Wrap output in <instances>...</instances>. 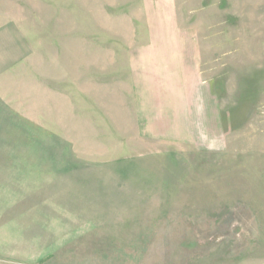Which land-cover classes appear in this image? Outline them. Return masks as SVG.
I'll return each mask as SVG.
<instances>
[{
	"label": "rangeland",
	"instance_id": "rangeland-1",
	"mask_svg": "<svg viewBox=\"0 0 264 264\" xmlns=\"http://www.w3.org/2000/svg\"><path fill=\"white\" fill-rule=\"evenodd\" d=\"M146 45L149 93L203 95L200 132H140ZM163 150L183 160H126ZM68 169L130 174L136 197L102 198L81 214L101 239L29 264H264V0H0V228Z\"/></svg>",
	"mask_w": 264,
	"mask_h": 264
},
{
	"label": "crops",
	"instance_id": "crops-1",
	"mask_svg": "<svg viewBox=\"0 0 264 264\" xmlns=\"http://www.w3.org/2000/svg\"><path fill=\"white\" fill-rule=\"evenodd\" d=\"M149 49L150 46L146 45L139 47L136 51L135 49L132 50L131 110L143 125L140 132L143 134L152 133L154 134L152 138L157 140L161 139V135L169 134L170 139L178 141H181L178 139L181 137L180 134L200 132L198 126L205 127L204 114L208 109V105L201 104V101L205 99L203 95L200 97L198 93L192 92L182 95L164 92L166 94L163 93L159 96L158 93L155 95L149 93L151 84L147 82L148 79L141 75L142 63L137 62L139 61L137 60L138 55H148L150 51L152 52ZM137 64L139 67H136ZM164 95L165 97H163ZM213 118L214 116L211 117L212 120ZM206 121L209 124L208 120ZM126 160H157L159 165L160 160L183 159L177 155V152L163 150L141 156H132ZM47 175L50 177V183L48 177L46 185L49 203L47 205L30 203L31 205L26 206L16 204L22 209L21 215L14 218V224L10 223L0 228V238H2L5 228H9V234L7 237L5 236V240L0 239V259L4 258L26 264L49 260L53 256L63 260L62 255L68 250L66 245L74 246L75 252L78 253L79 246L87 244V240L84 239L88 236V229H91L90 237L101 239V234L96 233V230L101 231L103 226L101 216L98 218L99 221H97V216L93 215V217L90 216L89 222H84L85 217L81 214L85 215L87 212L100 214L102 210L96 206H102L104 203L102 198L104 197H108L105 204L112 206H119V197H136L134 184L136 179L134 180L130 174L123 175L114 171L83 173L71 172L70 169L68 171L63 170L62 173L57 174V180H61L58 189L54 187L56 180L54 170ZM163 181L166 182L165 179ZM26 182L28 180L25 178L21 183L22 185L20 184L21 189L29 192L36 188V186ZM129 189L131 190L128 191ZM138 189L140 190V187ZM112 197H115L114 203L116 205L110 200ZM126 201L131 203L129 199ZM88 205L93 209H87ZM113 210L120 211L119 207ZM81 238L83 240H80ZM43 257L45 258L43 259Z\"/></svg>",
	"mask_w": 264,
	"mask_h": 264
}]
</instances>
